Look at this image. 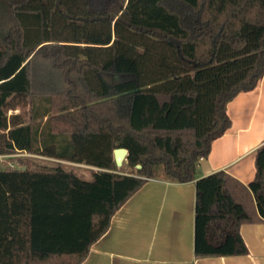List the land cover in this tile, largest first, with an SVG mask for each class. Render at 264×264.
Listing matches in <instances>:
<instances>
[{"label":"trees","instance_id":"trees-1","mask_svg":"<svg viewBox=\"0 0 264 264\" xmlns=\"http://www.w3.org/2000/svg\"><path fill=\"white\" fill-rule=\"evenodd\" d=\"M0 2V264H81L147 179L195 180L227 104L263 75L264 0ZM118 148L134 173L116 168ZM32 156L55 161L36 171ZM59 161L97 171L84 180ZM255 167L248 186L223 171L195 182V256L247 254L239 229L264 221V145Z\"/></svg>","mask_w":264,"mask_h":264},{"label":"crops","instance_id":"crops-1","mask_svg":"<svg viewBox=\"0 0 264 264\" xmlns=\"http://www.w3.org/2000/svg\"><path fill=\"white\" fill-rule=\"evenodd\" d=\"M226 115L229 128L197 163L195 180L147 179L113 214L81 264H264V221L240 227L246 255L195 256V182L219 171L244 186L255 177V154L264 145V72L253 90L227 104Z\"/></svg>","mask_w":264,"mask_h":264},{"label":"rangeland","instance_id":"rangeland-1","mask_svg":"<svg viewBox=\"0 0 264 264\" xmlns=\"http://www.w3.org/2000/svg\"><path fill=\"white\" fill-rule=\"evenodd\" d=\"M1 1V0H0ZM9 1V0H7ZM9 26V21L7 19V17L5 16L2 7H1V2H0V33L4 34L6 32V29ZM103 81L107 84V85H113V84H119L125 81L130 80V76L128 75H114V74H110V73H101L100 74ZM41 83L40 81H36L33 87L34 93L37 92H41L42 90L37 88V84ZM61 85H58V89H60ZM44 93H47L44 91ZM42 96H33L31 98V103L33 105H37L40 100H41ZM16 113L11 115V117L7 118V114L3 117L2 121L4 123V125L6 126V129L9 130L11 128L17 127L18 126V120H19V110L15 109L13 110ZM7 118V120H6ZM34 157L33 162L35 163L36 166L33 167V169H35L36 171H42V167H51L53 166V164L51 162H54V159H42L39 158L38 156H32ZM6 160V158H2L0 160V169L3 168V164L2 162H4ZM61 164L64 165V169L66 171L68 170H72L79 178L84 179V180H90L91 179V175L89 172V166H85V165H76V164H71L68 162H62L59 161ZM120 172H123L125 174L127 173H134V169L127 167L126 165L123 164L122 168L118 169ZM158 178H161V176L158 175Z\"/></svg>","mask_w":264,"mask_h":264},{"label":"water","instance_id":"water-1","mask_svg":"<svg viewBox=\"0 0 264 264\" xmlns=\"http://www.w3.org/2000/svg\"><path fill=\"white\" fill-rule=\"evenodd\" d=\"M128 152L124 148H118L113 151V160L117 169L122 168L123 164L126 162ZM140 166H136L139 169Z\"/></svg>","mask_w":264,"mask_h":264},{"label":"built area","instance_id":"built-area-1","mask_svg":"<svg viewBox=\"0 0 264 264\" xmlns=\"http://www.w3.org/2000/svg\"><path fill=\"white\" fill-rule=\"evenodd\" d=\"M16 112L15 111H13V110H10V111H8V113H7V115H13V114H15ZM16 156H29V155H27V154H22V155H16ZM6 158V156H0V160L2 159V158ZM39 158H42V159H49V158H44V157H40V156H38ZM51 160V159H50Z\"/></svg>","mask_w":264,"mask_h":264}]
</instances>
